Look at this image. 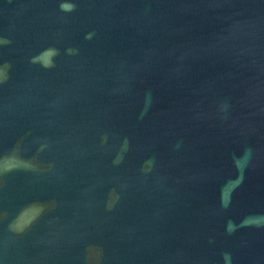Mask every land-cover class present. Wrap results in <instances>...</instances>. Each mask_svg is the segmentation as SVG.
<instances>
[{
    "label": "water",
    "instance_id": "water-1",
    "mask_svg": "<svg viewBox=\"0 0 264 264\" xmlns=\"http://www.w3.org/2000/svg\"><path fill=\"white\" fill-rule=\"evenodd\" d=\"M0 264H264V0H0Z\"/></svg>",
    "mask_w": 264,
    "mask_h": 264
}]
</instances>
